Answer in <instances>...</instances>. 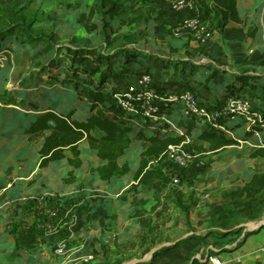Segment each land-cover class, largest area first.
<instances>
[{
  "label": "rangeland",
  "instance_id": "obj_1",
  "mask_svg": "<svg viewBox=\"0 0 264 264\" xmlns=\"http://www.w3.org/2000/svg\"><path fill=\"white\" fill-rule=\"evenodd\" d=\"M156 1L167 4L165 0H107L106 11L115 4L121 10L116 17L111 19L107 15L105 20L97 10L98 0H0V32L7 26L5 19L15 22L21 19L26 23L33 22L36 37L40 38L32 42L15 32L0 52V264H18L17 261H21L19 264H142L144 261L150 264L153 261L150 256L154 253L192 241L201 242L197 250L203 251L207 248L203 244L207 237L222 233L210 221L214 209L220 205L227 207L229 192L240 190L252 173L264 172V159L250 158L255 146L245 144L247 139L242 131L232 133V136L241 139L238 147L198 156L184 169L175 167L174 174L182 182L180 188L185 189L180 197L172 192L174 186L171 181H167L166 189L163 183V189H159L160 176L157 172L161 169L170 177L171 167L164 160L155 159L150 162L155 176L148 186L136 187L132 184L133 174H130L125 179L122 195L112 196L107 192L108 199H101L103 201L98 203L91 198L101 196L84 190L82 184L76 181L67 184L63 180L61 186L64 183L71 185V193L56 186L54 196L41 197L33 186L27 187L19 197L12 192L19 182H23L25 189L41 171L38 170L30 179H19L24 166L22 170L17 166L26 162L28 156L22 157L21 153L13 152L23 144V137L27 138L22 131L15 130V126L18 128L20 124L17 120L21 121L26 112L36 111L37 99L42 106L60 99L62 105L59 108L65 106L67 112L74 109L76 118L85 120L91 115V92L106 87L104 93L108 98L112 89L122 88L132 83L133 78L140 77L133 67L143 66L142 63L151 67L155 63L161 65L170 61L164 58L171 51H178L172 44L179 43L187 47L196 64L209 63L203 58L210 54L212 59L215 54L217 63L224 61L220 67L223 66L226 73H247L254 78L264 73V67L253 70L243 63H233L231 50L229 46H223L221 33L213 22L200 21L212 31V39L207 45L193 37L191 31L184 27L185 20L200 16L192 10L183 13L185 19L180 27L186 32L175 36L177 28L166 22L167 17L161 15L153 4ZM251 4L249 0H241L239 8L247 19V29L255 24L263 27L261 41L264 43V0ZM256 6L257 11L253 12ZM168 19L175 22L178 16ZM210 44L217 48L215 53L207 49ZM180 51L183 52V48ZM183 54L172 53L169 57L177 60ZM158 57L163 61L159 62ZM181 69V65L180 68L169 67L165 73L171 79L174 74L181 73ZM222 70H217V75L220 76ZM145 74L152 76V71ZM152 81L154 83V77ZM202 89L206 90L205 87ZM244 94L249 99L247 90ZM250 99L254 101L253 96ZM108 102L112 103L109 98ZM105 111L99 109L96 114L108 118ZM17 113L19 116H16ZM143 124L145 127L152 125ZM186 124L190 130L195 128L192 123ZM189 125L193 127L189 128ZM249 127L250 130L256 128L253 125ZM202 129L210 131L207 126ZM224 129L231 133L229 126ZM153 132L147 136L157 134ZM198 132L201 134L200 130ZM9 133L14 135L12 142L6 136ZM184 135L189 136L192 143L194 140L196 149L199 141L187 132ZM255 138L258 143L251 139L252 145H258L264 139L261 135ZM39 144H33L37 150ZM139 144L127 159L134 168L138 167L147 146L143 142ZM83 147L85 159L90 164H96V158L90 150H86V144ZM31 150L29 148V154L33 155L36 149ZM38 161L35 152L31 160L32 169L37 168ZM87 176H83L84 180ZM126 206L138 207V210L131 208L137 215H131L130 208ZM52 210L56 216L51 215ZM259 222L264 223V211L256 220L237 216L229 229L238 233L233 240L255 228ZM10 231L16 232L20 238V248L16 249L12 238H4ZM194 235L200 238L184 240ZM150 248L151 251L146 254ZM60 249H63L62 253ZM90 256L93 257L91 260ZM207 257L203 256L202 260Z\"/></svg>",
  "mask_w": 264,
  "mask_h": 264
},
{
  "label": "trees",
  "instance_id": "obj_2",
  "mask_svg": "<svg viewBox=\"0 0 264 264\" xmlns=\"http://www.w3.org/2000/svg\"><path fill=\"white\" fill-rule=\"evenodd\" d=\"M106 1L107 0H98L97 6L99 15L105 20L107 19V15L110 16L111 19L116 17L121 10L115 4L106 11ZM188 1L192 2L199 9L200 13H207L213 16L215 22L212 24L221 32L231 23L238 25L243 24L239 8V0ZM20 20L15 22L11 19H5L7 26L0 32V52L5 47L4 43H8L10 38L14 37L15 32L21 33L27 40L32 42L40 39L36 37L34 32L35 25L33 22L26 23L24 20ZM260 31L262 35L263 27L255 24V26H251V29H248V37L250 39H256ZM260 79V77L254 78L245 75L237 76V80L240 81V84H242L241 87L248 86V89L252 91H256L260 88ZM262 86L264 87V85H261V87ZM99 89L100 90L98 91L90 93V98L93 100V104L90 107L91 115L85 120L77 119V113L74 109L67 112L65 106H63V109L59 108L62 105L60 102L61 100H56L52 96L54 99L51 100L52 103L45 104V106L40 105L39 99H37L35 103V107H37L36 111H30L23 114L21 116V121L17 120L20 124H18V128L15 126V130L18 129L19 131H22V135L27 137V147H31L34 143H40L39 170L46 169L52 164L58 163L62 160H67L69 166L72 168V170L68 173V177L64 179L67 184H72L76 181L77 177L75 175V171L83 167L84 163L82 156L84 155L83 153H85L83 150L85 149V146L83 147V145L86 144V150H91L99 160L98 167L91 168L89 171V173L94 175L98 181L110 186L113 185L117 179H126L130 176V174H133V180L137 183L136 187L149 185L151 178L155 176L154 171L150 167L151 159L165 161L164 154L168 150L169 146L179 145L183 142L184 136L180 135L172 128L170 121L161 122L160 124L152 127L153 129L147 128L145 130H141L139 128H129L123 126L121 121L117 119V115L114 118H104L97 115L96 111L99 109L113 111L115 114L119 113L114 104H110L108 102L109 97L107 98L104 93L107 88L103 87ZM49 93L51 94V92ZM231 95L246 98L245 95H240L232 91L227 94V97ZM227 97L225 96V98ZM207 105L211 107L215 106L213 104ZM175 110L178 112V116H180V118L184 116L182 105H178ZM260 110L262 112V116L264 117V107ZM16 116H19V114L17 113ZM167 117L168 120L172 119L173 112H170ZM245 122L246 121H244V119L237 116L222 122V124L229 126L231 133H239L244 131V125H247ZM165 124L169 125V127ZM258 129L259 128L256 127L249 132H245L243 137L245 139H252L251 137L253 136L255 130ZM152 131L157 134L147 136L148 133ZM259 131L263 133L264 137V130L259 129ZM159 132L163 134L159 135ZM198 133L195 134L193 130L187 129V134L192 135V138L198 140L200 143L197 145V148L194 149L193 140L192 149L196 153H218L230 147L239 146L241 141L239 136H232L231 134L221 130L212 129L210 131H202L201 134ZM136 134H138V136H136ZM6 136L11 139L9 142L13 141L14 135L9 133L6 134ZM139 142H146L148 146L145 149L143 157L140 159L138 167L134 168L127 159L130 152L135 147L137 148ZM135 143H137V145H135ZM250 158L264 159V144L262 147L252 151ZM88 166H91L90 163ZM157 173V175L160 176L159 189H163V185L164 189H166L165 186L167 185V181L172 182V178L175 175L174 170L171 169L170 177H168L166 172L164 173L161 169ZM92 179L94 178L92 177ZM123 187L124 184L121 183L118 187L119 189L117 190L121 191ZM172 192L180 197L182 192H185V189L174 186ZM101 197L91 198V201L98 203L102 202L106 198L108 199V196L106 198ZM228 197L230 198L229 205L227 207L221 205L217 206L210 219V221H212L217 228L224 231L221 235L216 233L214 236L211 235L206 238V240L208 238H212L213 245L222 244L230 236L236 237L238 235L237 231L232 232L229 230L233 224V219L237 216H242L249 220H256L259 214L264 211V172L254 174L240 190H231ZM106 201L108 202L109 200ZM178 203L179 201H176V205H179ZM166 205L168 207V204ZM156 207L158 206H155V208ZM225 230H227V232H225ZM12 234L17 242V247L20 248V238L16 232L13 231ZM190 239L199 238L192 236L186 240ZM170 249L172 248H165L161 252H156L153 254V257H157ZM150 251L151 248L147 250L146 254Z\"/></svg>",
  "mask_w": 264,
  "mask_h": 264
},
{
  "label": "crops",
  "instance_id": "obj_3",
  "mask_svg": "<svg viewBox=\"0 0 264 264\" xmlns=\"http://www.w3.org/2000/svg\"><path fill=\"white\" fill-rule=\"evenodd\" d=\"M256 1L257 0H249V3L251 2L252 3L251 5H254ZM240 3H241V0H239V6H240ZM153 4L156 5L161 15H164L167 17L166 22L172 28H175V27L177 28L175 30L176 32L175 36L179 35L180 33L183 34L186 32V30H184L182 26L180 27V25L183 23L182 20L185 19L183 13L178 14V13L173 12L168 6V4H166L165 2L156 1V3L153 2ZM257 8L258 6L254 8L253 12L257 11ZM171 16H178V20L175 22L171 21L170 19H168V17H171ZM241 18L244 22L243 24L238 25V24L231 23L227 27H225V29H223L222 32L220 31L221 37H222L221 40L223 41V46H229V49L231 50V53H232L230 57L232 58L233 63H240V64L243 63L247 65V67L253 68V70L257 68H262L264 67V43L261 41V31L258 33L256 39H250L247 34V31H248L247 23H246L247 19H245V16L242 12H241ZM198 19L200 21L203 20V21H209L213 23L215 22L214 17L207 13H200V16H198ZM151 41L152 39H150V43ZM172 45L178 51H171V53H169V56H172V53L182 54L184 52L182 57H178L177 60H174L172 57L166 56L167 58H164V59H169L170 61H164L165 63L161 64L163 68L161 65H158L157 63H155L154 65L152 64L151 67L148 65V63H142L143 66H139L138 68L139 71L137 70L136 67H133L134 71L136 70V73L137 72L140 73L138 74V76L142 75L141 73H143V71L148 72V73H151L152 71V77H154L153 86L160 91L176 93L178 95L183 94L185 91H191L192 93L196 95L199 101L205 102L207 104L220 105L225 101L226 99L225 96L227 97V94L229 92L232 91L240 95H245L244 93L247 90L249 93L248 95L249 100H251L250 96L254 97L253 99L254 101H251V102L253 103V105H255L254 106L255 110L257 111L259 110L258 112H261L260 109L264 107V89L261 90V85L264 81V73L259 75L260 78L262 77L259 80L260 88H258L256 91H252V90H249L248 88L241 87L242 84H240V81L237 80V76H241V75L250 76V75L247 73H231V72L226 73L225 72L226 70H224V67L223 66L220 67L221 63L224 61L220 60L221 63L220 62L217 63L214 59L215 54L211 56L212 59H210V54H206V56L203 58V60H207L209 63L205 65L196 64V62L190 57L191 54L190 52H188V50H186L187 47L184 46V44L179 43V44H172ZM182 48H183V52L180 51ZM207 49L212 53H215L217 50V48L214 49V45L212 44H210V46L207 47ZM160 59L161 58L159 57L157 58L159 62H162L163 60H160ZM180 65L182 66L181 70L183 71H181V73H179L176 76L174 74V76L171 79H169L170 75L165 73L166 69L169 67L180 68ZM220 69H223V70L221 73H219L220 74L219 76L217 75L218 73L216 71ZM137 79L138 77L133 78L132 83L136 82ZM163 79L165 80L163 81ZM203 87H205L206 90L202 89ZM171 112H173V117L172 119H169V121L171 122L172 128L176 130V132H178L180 135L187 132L188 127H186L187 125L186 122H188V124L192 123L195 126V128H193V132L195 134L198 133V130H200L201 132L204 131L202 128L199 127L198 124H196L194 121L190 119L185 118V116L180 118V116H178V112L175 109L172 110ZM181 121H183L184 123L182 122L181 124ZM193 125L192 126L189 125V128H192ZM249 126H250L249 124L244 125V128H243L244 132L250 131ZM228 134L232 135V133H228ZM258 135L263 136V133L257 132V130H255L253 136L251 137L252 140L257 143L258 141L256 140L255 137ZM143 143H145L148 146L146 142H143ZM245 144H248L250 146H255L254 150H256L257 148L263 146L264 139L260 140L258 145H252L253 142L251 141V139H247V141H245ZM139 146L140 144H138L137 148ZM235 147H238V146H234L230 148L232 149ZM29 148L33 149L31 150V152L36 149L33 155L29 154L30 153ZM230 148H228V150ZM39 150H40V144H39L38 150L37 148L34 147V145H32L31 147H27V138L23 137V144L17 150L13 151V152L17 151L19 154L21 153L22 155H24L22 157L28 156L26 159V162L21 163V164L19 163L17 166L19 167L20 170H22L21 167L24 166L23 173L19 174V170H17V174H19L18 175L19 179H30L31 177L37 174L39 170L38 166L40 162ZM35 152H36V159L39 161H38L37 168L32 169L31 160H32V157L35 155ZM91 154L95 156V154H93L92 151H91ZM196 154H198L199 156H203V155H210L212 153H196ZM95 158H96V164L94 165L90 164L91 166L89 167L88 166L89 162L85 159V154L82 156L84 164L81 169L75 171V175L77 177L76 182L81 183L82 184L81 186L85 188L84 190L97 192L98 194L96 195L102 196L103 198L107 197L106 195L107 192L110 193L112 196L122 195L123 188L121 191H118L117 189H119L118 187L121 183L124 184L125 178L117 179L113 185L107 186L105 183L98 181V179L94 177V175L89 173L91 168L98 167L99 165L98 158L96 156ZM71 170L72 168L69 166L67 160L66 159L62 160L58 163L52 164L50 167L46 169H43L41 171L39 170L40 174L36 176L34 180L30 181L28 186H26L25 189H24L25 186L23 187V182H19V184L15 186L12 192L14 193L16 197H19V194L22 195V192L28 189L27 187L33 186L36 188L35 189L36 194H38L41 197L47 196L49 194L51 196H54L55 193H57L56 188L58 187L56 186H59L63 190L67 189V191L68 192L70 191L71 193L72 191L71 185L68 186L67 184L64 183V185L61 186L63 180L67 178L68 173ZM254 174L256 173H252L251 177ZM83 176H87V178H85L84 180ZM92 177L95 180L92 179ZM82 180H84V182H82ZM132 184L137 185V183L134 181L132 182ZM90 186H92L91 189H90ZM96 195H93V196H96ZM126 208L127 209L130 208L131 215H137L134 210H138V207L126 206ZM131 208H133L134 210ZM223 232L224 231H222V233L219 232L217 234L221 235L223 234ZM11 233H12L11 231L7 232L4 235V238H8V237L12 238L15 242L16 249H17L18 248L17 242L15 240L14 235H11ZM196 237L200 238V236L199 237L196 236ZM233 239H235V237L230 236L224 241V243L213 245L212 238H208L207 239L208 241L206 240L205 242L203 241V244L207 245V248L203 251L197 250L199 249L197 245L201 243L197 241H192V243L176 245L175 247H172V249L163 252L161 255L157 257H153V255L150 256V259H153V261L150 262V264H192L194 262L202 260L203 256L207 257V256H211L214 254L217 255L225 264H264V223L259 222V224L255 228L251 229L246 234L240 235L239 237H237L236 240H233ZM232 240L234 242L231 243ZM19 262L21 261H17L18 264ZM142 264H147V263H145L144 261V263Z\"/></svg>",
  "mask_w": 264,
  "mask_h": 264
},
{
  "label": "built area",
  "instance_id": "obj_4",
  "mask_svg": "<svg viewBox=\"0 0 264 264\" xmlns=\"http://www.w3.org/2000/svg\"><path fill=\"white\" fill-rule=\"evenodd\" d=\"M170 9L175 13H184L192 10L200 14L199 9L188 0H165ZM184 27L188 28L193 37L203 44H207L212 39V31L206 26L201 25L198 16L191 20H185ZM109 100L112 101L119 111L115 114L113 111H105L108 118H114L121 121L122 125L129 128L147 129L152 128L161 122H169L167 115L178 105L183 106L184 116L197 123L202 128L225 131V125L222 122L241 117L250 126L253 125L264 130V117L262 113L255 110L251 100L236 95L228 96L220 105L209 106L198 101L197 97L191 91H185L183 94L160 91L153 86L152 76L142 74L134 83H130L122 88L112 89L109 92ZM143 123H151L145 127ZM258 129V131H259ZM184 140L179 145H171L164 154L165 162L175 169L187 168L199 155L192 149V139L184 135ZM201 165H203L201 163ZM172 185L180 187L182 182L176 175L172 178ZM52 216L56 212L52 210ZM59 252H63L60 249ZM93 257H89L91 260ZM192 264H225L217 255L208 256L204 260Z\"/></svg>",
  "mask_w": 264,
  "mask_h": 264
}]
</instances>
